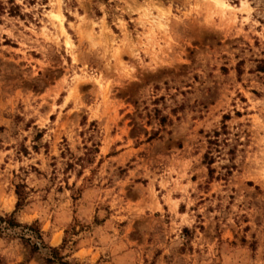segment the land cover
Listing matches in <instances>:
<instances>
[{"label": "clouds", "instance_id": "obj_1", "mask_svg": "<svg viewBox=\"0 0 264 264\" xmlns=\"http://www.w3.org/2000/svg\"><path fill=\"white\" fill-rule=\"evenodd\" d=\"M0 264H264V0H0Z\"/></svg>", "mask_w": 264, "mask_h": 264}]
</instances>
